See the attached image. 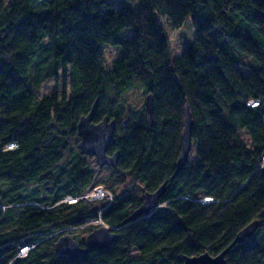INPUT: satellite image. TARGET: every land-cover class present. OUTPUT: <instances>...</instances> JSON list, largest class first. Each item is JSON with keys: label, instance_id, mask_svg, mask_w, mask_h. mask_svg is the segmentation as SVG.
I'll use <instances>...</instances> for the list:
<instances>
[{"label": "trees", "instance_id": "16d2710c", "mask_svg": "<svg viewBox=\"0 0 264 264\" xmlns=\"http://www.w3.org/2000/svg\"><path fill=\"white\" fill-rule=\"evenodd\" d=\"M163 19L176 31L192 20L194 40L178 59ZM107 48L118 51L111 66ZM51 80L55 90L41 96ZM138 89L153 97V126L145 104L129 107ZM97 101L94 122L115 121L108 155H119L104 184L116 195L131 180L139 192L94 211L61 202L95 186L92 160L77 147L79 122ZM187 106L194 157L179 170ZM263 164L264 0H140L138 10L0 0V264H184L221 255L255 222L254 237L226 261L264 264ZM165 184L166 207L131 224L144 196ZM99 221L118 231L110 251L74 261L56 253L61 237H73L66 230L93 232Z\"/></svg>", "mask_w": 264, "mask_h": 264}, {"label": "water", "instance_id": "95a60500", "mask_svg": "<svg viewBox=\"0 0 264 264\" xmlns=\"http://www.w3.org/2000/svg\"><path fill=\"white\" fill-rule=\"evenodd\" d=\"M145 108L150 116V123L153 126L154 101L152 96L146 97ZM98 109V101L92 108L87 117L81 118L78 125L79 145L77 149L82 156L95 159L100 169L106 167L116 169L119 155L109 156L108 151L116 143V123L109 118H105L101 123L94 122ZM194 122L189 107L186 108L185 128L183 133L182 152L179 157L178 166L181 170L190 161V155L193 150L192 132ZM166 193V184L157 192L148 193L144 196L143 204L136 210L129 222L136 223L142 218H146L155 213L161 207V200ZM96 206L94 211H98ZM260 228V223L255 222L245 228L238 234L233 244L217 257H211L208 254L194 257L183 258L184 264H227L226 257L229 252L237 245L244 244L247 240L252 239ZM117 230L109 229L104 224L94 230L85 240V247L82 248L70 235L61 237L55 243V251L70 260H78L89 256L90 254L101 251H110L112 246L118 241L119 235Z\"/></svg>", "mask_w": 264, "mask_h": 264}, {"label": "rangeland", "instance_id": "374dc122", "mask_svg": "<svg viewBox=\"0 0 264 264\" xmlns=\"http://www.w3.org/2000/svg\"><path fill=\"white\" fill-rule=\"evenodd\" d=\"M115 4L116 7L119 9H133V10H138L140 8V0H112ZM162 25L164 26L166 33L169 37L170 40V45H171V52L172 56L175 59L180 58L183 53L187 50L188 46L193 42L194 40V28L192 25V20L189 19L185 26L181 30H174L172 26L167 22L166 19L162 20ZM131 32L127 31L126 36H130ZM118 56V51L117 49L114 48H107L106 49V65L111 66L112 63L116 60ZM56 83L54 80L49 81L47 84H45L41 90V96H45L55 90ZM128 103L129 107L131 109H139L142 107L143 104H145V98L143 95V92L141 89H138L132 93L129 94L128 96ZM244 139H247L246 135H243ZM10 151H13L10 148ZM193 155H190V159H193ZM92 162V167L94 168V172L96 175V181H95V186L92 188L90 192H88L86 195L87 197H90L94 193V188L102 186L105 188L109 193H111L113 200L115 199L116 196L122 195L126 192V190L133 189L136 192L138 190L139 184L137 182H133L129 180L124 186H122L115 194H113L112 190H110L104 183L108 177L111 176V170L108 168L105 169H100L94 160ZM135 188V189H134ZM87 204V203H86ZM103 204H108L107 202H103L101 204H98V206H102ZM90 206H95L91 205V203H88ZM104 205V206H105ZM103 206V207H104ZM166 206H161L158 208L157 211H161L165 208ZM156 211V212H157ZM89 226L95 227V229L101 227V223H96L95 225L90 224ZM87 227V226H86ZM86 227L80 228V229H75L71 230L68 229L66 231L73 233V238L78 237V238H86L89 236L92 232H86Z\"/></svg>", "mask_w": 264, "mask_h": 264}, {"label": "built area", "instance_id": "2783aa9c", "mask_svg": "<svg viewBox=\"0 0 264 264\" xmlns=\"http://www.w3.org/2000/svg\"><path fill=\"white\" fill-rule=\"evenodd\" d=\"M249 105L251 107H257L259 105V103L251 102ZM11 149L12 150H16L17 147H13V148L11 147ZM81 201L86 202L87 204L91 203V205H98V204H101L103 202H107L109 204V203H112L113 198H112L111 193H109V191H107L105 188L100 186V187L94 188V193L90 197H87V195H85L83 197H80V198L66 197L61 202V204L75 205V204H77V203H79ZM213 202L214 201L212 199H208V198L200 201V203L203 204V205H209V204H211ZM6 210H7V207H4V206L0 205V211L5 212ZM96 223H101L103 225V223L101 221L95 222V223H91V224L95 225ZM34 248H35V246H24V247H21L20 251H19V253L17 255V258L25 259L29 255V253L32 250H34Z\"/></svg>", "mask_w": 264, "mask_h": 264}, {"label": "flooded vegetation", "instance_id": "af4514ba", "mask_svg": "<svg viewBox=\"0 0 264 264\" xmlns=\"http://www.w3.org/2000/svg\"><path fill=\"white\" fill-rule=\"evenodd\" d=\"M112 157V156H111ZM88 158V157H87ZM88 159H90V158H88ZM90 160H94L95 161V159H90ZM96 162V161H95ZM97 165V164H96ZM106 168H108V169H113V168H109V167H106ZM105 169V168H104ZM96 206H98V205H95L94 207H96ZM98 229V228H97ZM96 230V229H95ZM67 236V235H66ZM64 237V236H63ZM73 238V237H72ZM87 238V237H86ZM86 238H85V240H86ZM74 239V238H73ZM76 241V240H75ZM77 242V241H76ZM78 243V242H77ZM79 244V243H78ZM80 245V244H79ZM35 246V245H34ZM81 246V245H80ZM36 247V246H35ZM82 247V246H81ZM85 247V242H84V246L82 247V248H84ZM57 253V252H56ZM61 256V255H60ZM62 257H64V256H62Z\"/></svg>", "mask_w": 264, "mask_h": 264}, {"label": "bare ground", "instance_id": "6f19581e", "mask_svg": "<svg viewBox=\"0 0 264 264\" xmlns=\"http://www.w3.org/2000/svg\"><path fill=\"white\" fill-rule=\"evenodd\" d=\"M102 225V224H101Z\"/></svg>", "mask_w": 264, "mask_h": 264}]
</instances>
